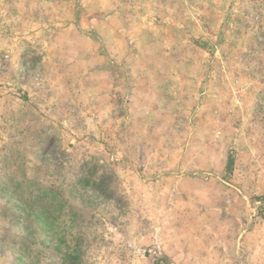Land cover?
Segmentation results:
<instances>
[{
	"label": "rangeland",
	"instance_id": "obj_1",
	"mask_svg": "<svg viewBox=\"0 0 264 264\" xmlns=\"http://www.w3.org/2000/svg\"><path fill=\"white\" fill-rule=\"evenodd\" d=\"M0 264H264V0H0Z\"/></svg>",
	"mask_w": 264,
	"mask_h": 264
}]
</instances>
